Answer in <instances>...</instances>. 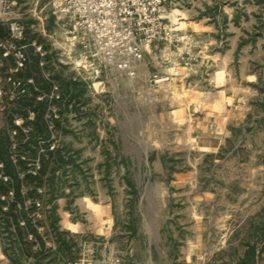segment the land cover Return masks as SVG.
<instances>
[{
	"label": "rangeland",
	"instance_id": "374dc122",
	"mask_svg": "<svg viewBox=\"0 0 264 264\" xmlns=\"http://www.w3.org/2000/svg\"><path fill=\"white\" fill-rule=\"evenodd\" d=\"M35 1L22 0L19 6L25 39L48 51L51 41L61 43L56 39L61 25L47 6L50 0H38L29 17ZM149 50L133 78L101 70L96 93L84 81L69 86L79 98L80 119L75 127L66 121L56 133L60 151L72 155L80 169L70 163L59 167L56 154L44 162L38 186L44 190L42 199L48 201L50 178L57 189L49 204L55 219L45 213L38 221L44 229L43 247L27 239L25 230L23 241H16L11 224L12 242L1 216L0 264H12L4 253L11 256L12 247L23 251L18 253L19 264L34 259V264H68L78 258L101 262L110 254L122 264H264V154L246 147L228 153L231 143L214 153L198 149L186 122L193 107L189 100L196 103L206 94L215 104L221 96L211 83L219 76L214 71L194 78L208 55L206 46L195 39L190 46L157 42ZM185 52L194 56L191 63L197 71L186 75L179 67L182 76L173 83V64L165 58ZM47 69L67 91V68L48 64ZM164 74L170 75L169 81L155 86L152 75ZM222 82L218 77L215 85ZM222 100L220 105L228 103ZM7 119L0 112V135ZM16 181L31 184L26 174L21 180L12 178L14 188ZM4 188L0 185V192ZM91 203L97 205L96 212ZM10 209L13 217L22 219L21 212ZM51 222L69 252L45 247L55 243ZM201 227L207 234L201 235ZM84 242L93 243L90 253L80 248ZM35 252L40 255L31 257Z\"/></svg>",
	"mask_w": 264,
	"mask_h": 264
},
{
	"label": "built area",
	"instance_id": "2783aa9c",
	"mask_svg": "<svg viewBox=\"0 0 264 264\" xmlns=\"http://www.w3.org/2000/svg\"><path fill=\"white\" fill-rule=\"evenodd\" d=\"M21 1L0 0V112L8 116L0 135V185L5 186V191L0 192V218L10 208L17 210L24 214L17 220V227L25 229L29 224L42 237L44 229L38 221L51 207L43 202L44 190L35 186L39 198L24 199L20 204L14 197L12 178L21 180L24 174L38 177L44 162L52 160L61 149L56 130H61L66 121L75 127L81 111L79 98L70 88L62 90L47 65L52 69L66 67L70 86L84 81L96 93L101 70L133 78L154 43L190 46L195 38L182 31L176 16L168 12L165 0H50L47 6L55 22L61 25L56 38L61 43L54 39L46 51L41 43L25 39ZM37 4L38 0L27 14L29 17L34 16ZM171 54L165 58L170 64ZM177 57L173 67L185 68L186 75L197 71L191 63L193 55L185 52ZM169 76L152 75V82L160 86L169 81ZM38 103L42 104L41 136L34 133ZM18 111L20 114L16 115ZM19 191L24 196L27 189L20 185ZM26 236L38 244L32 234ZM45 247L53 250L56 246L51 241ZM92 247L93 243L87 242L80 246L89 253ZM101 259L97 262L78 258L68 264H122L111 254Z\"/></svg>",
	"mask_w": 264,
	"mask_h": 264
},
{
	"label": "crops",
	"instance_id": "0c3cea01",
	"mask_svg": "<svg viewBox=\"0 0 264 264\" xmlns=\"http://www.w3.org/2000/svg\"><path fill=\"white\" fill-rule=\"evenodd\" d=\"M165 5L182 29L207 48L194 78L214 71L219 76L211 83L216 84L223 77L222 84L213 85L221 93L215 104L206 94L196 103L188 101L193 107L186 122L196 146L214 153L231 143L228 153L246 147L264 154V0H165ZM182 73L172 65V82ZM222 98L235 106L220 105ZM91 205L96 212L97 205Z\"/></svg>",
	"mask_w": 264,
	"mask_h": 264
},
{
	"label": "trees",
	"instance_id": "16d2710c",
	"mask_svg": "<svg viewBox=\"0 0 264 264\" xmlns=\"http://www.w3.org/2000/svg\"><path fill=\"white\" fill-rule=\"evenodd\" d=\"M74 85H77V84H74ZM64 86H65V89H68L69 86H70V83L67 81V84H65ZM41 109H42V104L38 103L37 106H36L37 114H36V119H35V122H34V133L36 135H40V136L43 135V133H44L43 126H42V123L40 121V111H41ZM56 155H57V158L55 159V163L58 164L59 167H61V165L63 163L64 164L65 163L74 164L75 167H78L76 165V163H75V158H73L72 155H70L68 153L65 154V153H62L60 151H58L56 153ZM43 168H44V164L42 165V170L40 171L38 177H30V176L27 175V178H28L29 182L31 183L29 187L27 186L28 184H25L24 183V181H22L20 183H19V181H16L17 183L15 185V188L13 187V189H14V197H15L16 202L22 204V202H23L24 199L39 198L35 194L34 187L35 186H39L41 184V177L40 176H41V173L43 171ZM49 181H50V183L48 185V189H47V192H46V194L48 195L47 196L48 197V201L47 200H43V202L45 204H51L50 202H52L53 199L55 198L54 191H55V189H57V186L56 185L55 186L53 185L54 182H53V180L51 178L49 179ZM23 184H25V185H23ZM20 185L26 187V189H27V191H26V193H25L24 196H22L21 193H20V191H19ZM11 213H12V211L10 209V211L7 214L2 215V220H1V221H3L2 225L6 228L8 235H10V238L9 239H11L12 242L15 240V239H13L11 237V235L13 234V232L10 230V226L12 224V227L14 229V237L16 238V241L17 240L18 241H20V240L23 241V236H22L21 233H22V230H25V232L27 234L30 233V234H32L34 236V238H35L36 242L38 243L39 247H43L42 237H40L39 235H37L36 232H35V230L32 229L29 224L26 225V228L25 229L18 228L17 227V218L16 217H13L14 215H12ZM48 215L51 217L52 221H53V219H55L54 206L53 205L48 210ZM21 216L24 217V214L21 213ZM53 223L54 222H51V229H52V233H53V237H54V242L57 245L56 246L57 250L58 251L69 252L70 246L64 240V238H62V236L60 235V232L57 230V228L54 226ZM251 249H252V247H251ZM12 250H14V251L11 252V256H10V253L6 252L5 250H4V253L8 256V258H10V262L12 264H19L18 261H17L18 260V256H19L18 253L23 254V251L21 249L19 251H16L13 247H12ZM26 253H27V251H26ZM251 253H254V251L252 250ZM27 255H30V254L28 253ZM39 255H40V253L38 254L37 252H35L32 255H30V256L31 257H38ZM34 261L35 262H33L31 264H34V263L38 262L35 259H34Z\"/></svg>",
	"mask_w": 264,
	"mask_h": 264
},
{
	"label": "water",
	"instance_id": "95a60500",
	"mask_svg": "<svg viewBox=\"0 0 264 264\" xmlns=\"http://www.w3.org/2000/svg\"><path fill=\"white\" fill-rule=\"evenodd\" d=\"M206 64H207V62H206Z\"/></svg>",
	"mask_w": 264,
	"mask_h": 264
}]
</instances>
